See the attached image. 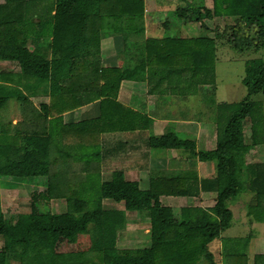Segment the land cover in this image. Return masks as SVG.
I'll return each mask as SVG.
<instances>
[{
  "label": "trees",
  "instance_id": "obj_1",
  "mask_svg": "<svg viewBox=\"0 0 264 264\" xmlns=\"http://www.w3.org/2000/svg\"><path fill=\"white\" fill-rule=\"evenodd\" d=\"M36 3L42 11L31 27L28 10ZM143 11L142 0H3L0 4V62L18 68L14 79L0 71V110L9 97H15L18 119L13 125L0 120V179L30 182L46 178L43 191L32 193L28 212L18 214L15 221L9 223L0 209V264H9L8 255L14 256L17 264H197L201 260L214 264L207 245L230 225L232 214L226 202L242 191L234 176L238 166L246 169L244 189L249 198L245 214L250 223H264V165L245 164L243 160L249 149L263 141L261 103L249 100L264 92L261 59L245 64L240 82L247 97L216 107L212 150L195 151L193 142L172 133L150 134L146 140L151 150H183L199 162H213L214 177L198 184L191 171L155 172L149 174L144 190L136 182L124 180L119 172L111 174L108 181H100L99 136L148 128L146 118L115 102L121 81H143L146 68L145 78L156 77V82L181 83L184 89L209 86L212 103L214 40L222 33L205 22L232 18L229 38L245 46L250 35L264 39V0H210V8L175 10L180 21L198 24L204 35L145 40L141 48L134 43L137 57L132 63L128 61L125 70L102 68L98 43L106 34L103 30L121 35L124 42L126 32L140 35ZM210 32L213 38L205 36ZM28 39L33 45L30 52L24 47ZM18 79L47 84L49 101L36 108L24 96L6 92L4 84L17 83ZM97 99V117L60 123L62 113ZM246 119L249 144L244 143L241 128ZM201 191L214 194L210 208L174 210L160 203V197H196ZM104 199L122 203L123 211L103 209ZM36 200L62 201L64 211H41ZM125 212L147 216L148 238L141 247L119 249L115 245L116 233L125 224ZM81 234L88 235L87 249L56 250L60 242ZM248 241L249 237L224 240L221 255L226 247L230 254L225 264L246 260L243 251ZM252 264H264V255H255Z\"/></svg>",
  "mask_w": 264,
  "mask_h": 264
},
{
  "label": "crops",
  "instance_id": "obj_2",
  "mask_svg": "<svg viewBox=\"0 0 264 264\" xmlns=\"http://www.w3.org/2000/svg\"><path fill=\"white\" fill-rule=\"evenodd\" d=\"M2 3H3V0H0V4ZM176 5L177 4L175 2L174 10L172 13L173 20H171L170 17H168L170 20H168L167 17H165L164 13L166 11L164 10L154 11L150 8L144 7V11L142 15V33L140 35H132V33L129 34L128 32H126L125 42L123 41L121 35L117 33L110 34L109 32H111V30L104 29L103 32H105L106 34L100 37V40L98 43V46H99L98 58H99L100 66L102 68H117L120 70H125L127 67L128 61L132 63L133 57L134 56L137 57V52L133 47L134 43H136L138 47L141 48L143 46L144 41L150 40V39L152 40H163V39L183 40V39H194V38L199 37V36L195 37L193 35L196 29H199L196 23H193L188 20L180 21L177 18L176 12H175ZM41 11H42V8L37 3L29 7L28 16L30 17L32 16L30 24H29L31 27H33V25L37 23L38 14H40ZM152 12H158L159 14H161V18L162 17H165V18H163V21L161 22L162 19L160 20L156 19L153 15H151ZM52 14H53V11L51 10L50 15ZM205 24L209 28H212L210 26L211 24H207V22H205ZM205 36L213 38V33L211 32L206 33ZM214 41H215V47H216V41L218 42L220 41L218 38H216ZM24 47L29 52L32 51L33 45L30 39H28L25 42ZM142 52L144 51L142 50L139 51V53L141 54ZM215 61L216 59H215V51H214V63ZM0 64L10 65L11 63L0 62ZM4 72L9 73V71L7 70ZM16 73L18 74L17 67H16L14 74L10 73L9 75L10 78H13V79L16 78L17 77ZM213 73L215 74V70L213 71ZM146 74H147V69L145 68L144 75L146 76ZM145 76H144L143 81H121L118 86V90H117L116 97H115V102L118 105H120L122 108L129 110L134 114H138L146 118L149 121L148 128L142 131L115 130L113 132L104 133L99 136L100 159L98 161V171L100 175H101V166H102L101 160L102 161L104 160V162L114 163L115 167L118 170L117 172L121 173L123 178H124L123 174H126V173L135 174L134 178L137 176V174H145L146 180L143 181V183L137 178H135L134 180H130L131 182H136L139 189H142L141 186L148 187L149 174L155 173V172H163L166 174L175 173L176 171L180 170L178 169L179 167H182L180 159H183V157L186 155H191L190 153L183 151V150H173V149L151 150L149 149L145 143L150 134L153 136H160L166 133H172L173 135H175L177 138L181 140H189L193 142L195 146V151L212 150L215 144L214 133L212 136L210 131L206 127H204L205 126L204 122H201L202 119L200 121V120L194 119L193 117L190 118V117H185L182 115L183 111H187L188 109L189 105L187 103L190 102L191 96H194L195 99H193V101H195V103L200 102L201 96L199 95H201L202 91L203 92L206 91L207 89L205 88L206 85H201V86L195 85L194 90L192 88L184 89L181 83L177 85L176 84H165V82H156L155 81L156 77H153L152 79H146ZM18 80L19 81L15 83L14 86H12L11 83L4 84L5 86H7L6 92L24 96L36 108L38 107L39 104L41 103L44 104L49 101L47 84L38 83L35 81H24L23 79L22 80L18 79ZM21 82L22 83L25 82L26 84L22 85ZM27 83L31 85H28ZM20 85L21 86L26 85L29 90L31 89V91H34L36 87L37 88L39 87V85L44 86L46 89L45 96L41 98L42 100H40L38 97H33V98L27 97V95H25V93H23L22 90L20 91ZM214 86H215V80H214ZM11 87L16 88L17 90H13V92H11L9 89ZM211 93L212 92L210 91V97L212 95ZM205 97L206 98L209 97L207 93ZM10 98L7 100V103L11 100L14 101L15 97H10ZM221 104H226V103L225 101L220 100V99L218 100L216 98V90L214 87L212 103L211 101H209L208 105L206 106V109L209 108L210 111H212V115L210 116L211 118L208 119L209 124H213L215 126L216 118L214 116H216L215 114L216 107ZM11 113L9 114L8 119L5 122H10L11 125H13L16 123V121H18V119L16 117V110H12ZM98 114H99V109H98V99H97L96 101L86 103L82 106H79L76 109L62 113L60 115V118H61L60 123L65 125L69 123L83 122V121H87V120L97 117ZM1 119L3 120L2 122H4V115H2ZM205 123H208V122H205ZM209 134L211 135L208 136ZM109 144H110V147H108ZM207 144H208V149L199 147V145L207 146ZM107 148H110V149H107ZM251 152L252 150L249 152V154ZM177 155H180V159ZM191 156L195 158V161H196L195 170L190 169L187 171H191L195 173L198 184H199V181L201 180H209L215 176V166L213 162H199L194 155H191ZM239 167L241 166H238L235 169V175H234L235 177H236L237 168ZM164 170H167V171H164ZM100 181H101V178H100ZM126 181H129V180H126ZM172 198L175 199V201H180L183 199H188V200L191 199L193 201L201 200L200 201L201 203L205 202L204 199H207V200L210 199L209 201L212 202L210 206H213L215 197L213 193H204L201 191L198 193L196 197H189V198L160 197V203L162 204L163 199L172 202ZM106 201L113 204L111 208H108V209L123 211L122 203H114L107 199L102 200V206ZM191 206L194 207L195 205H191ZM195 207H199L202 209L208 208V207L203 208L200 206H195ZM131 214H138V213H131ZM125 218H126V214H125ZM242 218H243L242 220H244L242 222L246 226L253 227V225L261 224L264 229V223H257L253 221L250 223L251 218L247 217L245 213ZM127 225L130 226L131 223H127ZM124 227H125V224L123 228H121L117 232H122L124 230ZM145 232L148 233V228ZM222 233L223 231L220 233L218 239L213 240L207 245L208 252H210L212 245L218 242L217 246L219 247V250H220L219 253L221 254V241L223 239V236H221ZM119 234L116 233V239L118 240L122 236L130 237L128 236V234H125V233H119ZM256 234L260 235L259 239L257 240L259 242L264 243V231L263 232L261 231L260 233H256ZM147 237H148V234H147ZM245 237H249L248 246H247V250H248L251 244L250 243L251 235H246ZM229 238L233 239L235 237H229ZM229 238L227 237L226 239H229ZM146 241L147 239L144 240L139 246H142V244L145 243ZM251 245L253 246L254 243H252ZM263 254L264 253H256V254L253 253L252 258L255 255H263ZM252 258L251 260L248 258L249 259L248 263L251 262L252 264ZM214 264H216L215 261H214ZM219 264H221V262Z\"/></svg>",
  "mask_w": 264,
  "mask_h": 264
},
{
  "label": "rangeland",
  "instance_id": "obj_3",
  "mask_svg": "<svg viewBox=\"0 0 264 264\" xmlns=\"http://www.w3.org/2000/svg\"><path fill=\"white\" fill-rule=\"evenodd\" d=\"M176 2V10L179 7L187 8L190 7H206L210 8V0H143V6L146 8H150L154 11H160L164 10L166 11L164 13L165 17H167L168 20H173V10H174V3ZM187 6V7H185ZM151 15H153L156 19H162L161 14L158 12H152ZM170 17V19L168 18ZM175 20V19H174ZM207 24H211V27H216L218 32L221 34L222 37L218 38L220 42L216 41V47H215V63H214V70L215 74L213 73V79L215 80V90H216V98L219 100L225 101V103H238L242 100H244L247 95L245 88L241 85L240 80L242 79L244 75V69L245 64L252 60V59H261L264 62V39L258 38L254 35H250L248 37L249 44L243 45V42H235L232 41L229 37L231 32V26L233 25V19L232 18H225V19H215L213 22L206 21ZM198 25V24H197ZM197 28V27H196ZM199 28V27H198ZM193 33V32H192ZM196 36H202L204 35V31L200 29H196L195 33L193 34ZM223 39V40H222ZM226 40V42H225ZM241 51V52H240ZM9 71V73H13L16 70V66L13 64L10 65H2L0 64V71ZM165 84H168L167 81H164ZM22 83V82H21ZM1 84V83H0ZM12 86L15 85V83L11 82ZM26 84L25 82L22 83ZM28 85H31L27 83ZM195 84V83H194ZM3 85V84H2ZM177 85V84H176ZM201 86V85H199ZM7 87V86H3ZM206 91H202L200 97V102L195 103L193 101L194 96H191L190 102L187 104L188 109L187 111H183L182 115L185 117L194 118L197 120L202 119L201 122H204V127H206L210 133L213 136H215V126L213 124H209V118L212 115V111L210 109H206V106L208 105V102L210 100V91L212 88H208L206 86ZM11 92L13 90H17L14 87L9 88ZM192 89L194 90L195 87L193 86ZM23 91L27 97L33 98L38 97L40 100L45 96L46 89L44 86L39 85V87L31 91L29 90L26 85L21 86L20 85V91ZM18 91V92H20ZM192 91V90H190ZM206 93L209 97H205ZM22 94V93H21ZM10 98V97H9ZM11 99V98H10ZM249 100L260 102L262 106V144L257 145L255 147H252L249 149L244 155L243 160L246 164L251 163H261L264 164V92L262 94H257L254 96L249 97ZM202 104V105H201ZM191 105V106H190ZM12 110H16V103L11 100L8 103H6L2 109L0 110V120L2 115H4V122L8 119L9 114ZM12 114V113H11ZM3 121V120H2ZM208 122V123H205ZM7 123V122H5ZM242 128V136L245 144H249V136H250V129H249V122L244 120L241 124ZM209 134L208 136H210ZM110 147V144L108 145ZM200 148L208 149V144L206 145H199ZM110 149V148H107ZM252 150V152L249 154V152ZM180 159V155H177ZM108 161V160H107ZM182 167H179V171L176 172H182L184 170H195V158H193L191 155H186L183 157V159H180ZM101 181H108L111 177V174L114 172H117V168L115 167L114 163L111 162H104V160H101ZM167 171V170H164ZM133 173L131 174H123L125 180H134L137 178L142 183L146 180L145 174H137V176L134 178ZM236 180L241 185V193L240 196L237 197L234 200L227 201L226 206L231 211L232 219L231 224L228 226V228L223 231L221 236H223V239L221 241V244L226 238L228 237H235V238H244L246 235H251V241L250 243H254L252 246L250 244L249 249L245 248L243 253L245 254L246 260L242 261L245 262V264H251V262L248 263L249 259L251 260L253 253H264V243L259 242L257 239H259L258 234L261 231L263 232L264 229L262 225H253V227L246 226L242 221L243 215L245 213V209L243 208L244 204L248 201L249 195L245 193V183H246V169L245 166H241L237 168L236 171ZM6 179V180H1ZM0 179V209L4 216V218L9 222L12 223L15 221L16 217L20 213H26L28 212L29 207V201L30 197L32 196V193H41L45 187L46 178L45 177H37L34 179H31L32 181H17V180H9L8 178H1ZM144 179V180H143ZM141 183V184H142ZM145 187V186H144ZM141 186L142 189H147V187L144 188ZM245 193V195H244ZM174 200V201H173ZM179 200V199H178ZM210 199H204L205 202H200L196 200H188L183 199L180 201H175V199L172 198L171 201L162 200V205L171 207L174 210H177L182 207H188L191 205L200 206L203 208L211 207L210 205L212 202L209 201ZM193 201V203H192ZM113 204L109 202H105L103 204V209L110 210L108 208H111ZM36 206L41 211H49L51 213H61L64 211V203L62 201H54L49 203H44L41 200H36ZM207 209V208H206ZM244 209V210H243ZM126 214V220H125V227L122 232L119 233H125L128 234L130 237H120L119 240L116 239V247L119 249H134L137 248L141 243L146 240L147 234L145 231L148 228V221L147 216L144 213L141 214ZM241 219V220H240ZM241 223H240V222ZM127 223H131L130 226L127 225ZM120 235V234H119ZM262 243V244H261ZM218 242L216 244H213L210 250V254L212 257V261L216 264H225L228 262L229 253L226 247L225 253H223V256L219 253V247L217 246ZM0 247H1V239H0ZM141 247V246H139ZM88 248V235L87 234H81L74 238H72L70 241L67 242H60L56 248L58 252H65V251H80L85 250ZM227 254V255H226ZM264 255V254H263ZM214 258V259H213ZM249 258V259H248ZM227 260V261H226ZM7 263L9 264H17V260L14 256H7ZM197 264H206L205 260L199 261Z\"/></svg>",
  "mask_w": 264,
  "mask_h": 264
}]
</instances>
